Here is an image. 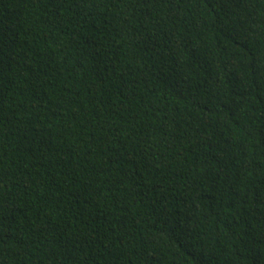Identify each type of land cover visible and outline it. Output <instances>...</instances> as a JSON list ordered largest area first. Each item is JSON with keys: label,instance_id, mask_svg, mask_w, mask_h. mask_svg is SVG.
<instances>
[{"label": "trees", "instance_id": "1", "mask_svg": "<svg viewBox=\"0 0 264 264\" xmlns=\"http://www.w3.org/2000/svg\"><path fill=\"white\" fill-rule=\"evenodd\" d=\"M0 264H264V0H0Z\"/></svg>", "mask_w": 264, "mask_h": 264}]
</instances>
